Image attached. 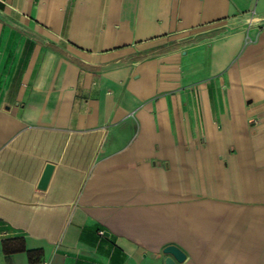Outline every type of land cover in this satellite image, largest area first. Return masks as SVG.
<instances>
[{"label":"crops","instance_id":"0c3cea01","mask_svg":"<svg viewBox=\"0 0 264 264\" xmlns=\"http://www.w3.org/2000/svg\"><path fill=\"white\" fill-rule=\"evenodd\" d=\"M168 245L264 264V0H0V264Z\"/></svg>","mask_w":264,"mask_h":264},{"label":"water","instance_id":"95a60500","mask_svg":"<svg viewBox=\"0 0 264 264\" xmlns=\"http://www.w3.org/2000/svg\"><path fill=\"white\" fill-rule=\"evenodd\" d=\"M54 165L47 163L45 165L44 171L38 182V187L44 189L51 177ZM163 253L167 256L165 257L164 264H177L185 260L186 254L176 245H168L163 249Z\"/></svg>","mask_w":264,"mask_h":264},{"label":"trees","instance_id":"16d2710c","mask_svg":"<svg viewBox=\"0 0 264 264\" xmlns=\"http://www.w3.org/2000/svg\"><path fill=\"white\" fill-rule=\"evenodd\" d=\"M38 252H39L38 250L28 251V252H27V253H28V258H29L30 260H32L33 255L36 254V253H38Z\"/></svg>","mask_w":264,"mask_h":264}]
</instances>
